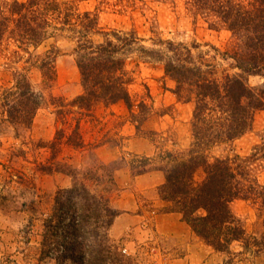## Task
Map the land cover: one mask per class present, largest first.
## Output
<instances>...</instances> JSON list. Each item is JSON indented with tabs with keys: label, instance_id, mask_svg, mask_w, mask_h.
<instances>
[{
	"label": "trees",
	"instance_id": "trees-1",
	"mask_svg": "<svg viewBox=\"0 0 264 264\" xmlns=\"http://www.w3.org/2000/svg\"><path fill=\"white\" fill-rule=\"evenodd\" d=\"M185 2L209 29L220 26L231 34L233 44L229 48L212 50L213 55L230 61L235 72L220 73L209 64L205 69L194 66L189 49L159 36L152 41L158 48L149 49L137 44L134 32L104 31L97 13L79 12L74 1L0 0V55L6 52L5 69H13V85L0 88V124L18 132L29 130L37 111L47 102L62 125L72 123H68L67 131L56 130L52 140L37 144L39 150L49 151L45 162L36 164L39 172H61L73 178L70 188L56 192L50 217L44 220L43 246L48 240L45 256H51L57 264H125L108 237L117 215L109 194L93 191L83 182L101 180L110 186L104 190L111 193L115 187L113 174L119 167L95 160L85 169L81 181L77 168L62 162L59 156L64 146L74 152L94 151L97 144L85 142L80 126L87 118L95 120L97 106L108 108L122 103L129 122L142 133L153 107L148 89L138 99L129 93L132 55L161 63L164 76L175 82L177 100L193 105L190 149L182 154L165 151L159 155L164 166L146 168L145 164L133 175L161 171L164 181L157 188L159 198L169 203L167 210L180 214L192 232L215 252L225 253L232 261L237 254L230 247L239 243L242 252L251 257L264 254V233L247 235L230 209L232 202L242 200L264 210V185L257 182L252 170L262 156H209L213 148L230 146L249 132L256 113L264 111V91L256 93L248 85L251 76L264 80V0ZM54 36L74 44L72 54L82 93L69 103L50 93L56 83L57 51L52 48L37 53L39 46ZM95 36L101 40L95 41ZM18 63L24 65L21 70L11 66ZM30 68L39 71V89L27 77Z\"/></svg>",
	"mask_w": 264,
	"mask_h": 264
},
{
	"label": "rangeland",
	"instance_id": "rangeland-1",
	"mask_svg": "<svg viewBox=\"0 0 264 264\" xmlns=\"http://www.w3.org/2000/svg\"><path fill=\"white\" fill-rule=\"evenodd\" d=\"M66 1H74L81 13H97L99 27L104 31L115 29L134 32L139 46L157 49L152 41L159 36L163 41L180 44L184 49H189L190 60L194 66H202L205 69L209 64L220 73L224 70L227 73L235 72L230 68V61H223L217 53L213 55L214 49L222 52L233 44L231 34L219 28L220 26L217 30L209 29L201 16L193 15V10L186 5L185 0ZM93 39L97 42L101 40L100 36ZM73 47L72 41L54 36L37 49L39 54L52 48L57 51L56 83L50 93L66 103L82 93L79 72L72 54ZM2 54L5 55H0V88L7 89L13 85V69H5V63L8 61L3 56L7 54ZM142 58L132 55L128 67L133 79L128 86L132 98L138 99L147 89L151 97L153 114L144 122L142 133H137L129 122V115L122 103L108 108L97 106L93 113L95 120L87 118L80 126L85 142L97 144L94 151L87 149L83 153L74 152L64 146L59 156L62 162L71 168H77L78 179L81 181L85 177V169L89 168L93 161L97 160L103 164L115 163L114 166L119 169L113 174L115 187L111 193L104 190L110 186H106L101 180L83 181L91 190L103 195L109 194V198L121 190L116 180L117 171L119 180L127 176H139L133 173L145 164L146 168L164 166L159 158L161 153L166 151L182 154L190 149L192 142V103L177 100L173 93L175 82L164 76L161 63L144 55ZM11 66L17 70L24 67L22 63ZM26 74L33 87L39 89V71L30 68ZM248 85L253 87L256 93L264 91V80L258 76L249 77ZM54 111L50 102L44 104L37 111L29 130L18 132L7 124H0V264H57L54 258L45 256L48 240L43 246V237L46 236L44 220L50 217L56 192L70 188L73 178L61 172L47 174L36 169V164L44 163L49 156V151L37 148L38 142L52 140L58 129L68 130L70 122L62 125ZM17 135L18 138H15ZM253 154L262 156L261 161L257 160L252 165V170L254 169L257 182L264 185V111L256 113L249 132L230 146L213 148L209 156L239 155L246 158ZM230 209L240 219L247 235L259 236L264 233V210H259L258 206H252L242 200L232 202ZM108 237L117 246L125 264H152V259L142 253L131 254L125 248L127 253L123 254L124 247L111 239L109 231ZM230 249L237 256H233L231 261L222 253L223 264H264V254L251 257L250 254L242 252L239 243H233Z\"/></svg>",
	"mask_w": 264,
	"mask_h": 264
},
{
	"label": "crops",
	"instance_id": "crops-1",
	"mask_svg": "<svg viewBox=\"0 0 264 264\" xmlns=\"http://www.w3.org/2000/svg\"><path fill=\"white\" fill-rule=\"evenodd\" d=\"M118 172L115 175L121 190L109 198L118 212L109 230L111 239L131 254L147 255L152 264H223L224 255L207 246L181 215L168 211L170 204L159 198L162 172L123 180H119Z\"/></svg>",
	"mask_w": 264,
	"mask_h": 264
},
{
	"label": "built area",
	"instance_id": "built-area-1",
	"mask_svg": "<svg viewBox=\"0 0 264 264\" xmlns=\"http://www.w3.org/2000/svg\"><path fill=\"white\" fill-rule=\"evenodd\" d=\"M122 253H123V254L127 253V250H126L125 248L122 249Z\"/></svg>",
	"mask_w": 264,
	"mask_h": 264
}]
</instances>
